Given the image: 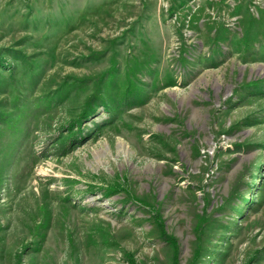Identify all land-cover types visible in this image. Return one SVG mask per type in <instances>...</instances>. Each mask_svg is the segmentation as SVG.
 I'll use <instances>...</instances> for the list:
<instances>
[{
	"label": "rangeland",
	"instance_id": "rangeland-1",
	"mask_svg": "<svg viewBox=\"0 0 264 264\" xmlns=\"http://www.w3.org/2000/svg\"><path fill=\"white\" fill-rule=\"evenodd\" d=\"M0 264H264V0H0Z\"/></svg>",
	"mask_w": 264,
	"mask_h": 264
}]
</instances>
